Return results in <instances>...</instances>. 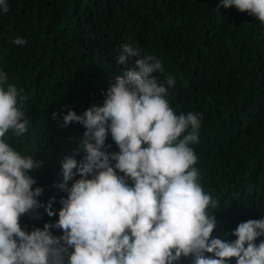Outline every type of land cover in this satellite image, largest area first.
Returning <instances> with one entry per match:
<instances>
[{"label":"trees","instance_id":"1","mask_svg":"<svg viewBox=\"0 0 264 264\" xmlns=\"http://www.w3.org/2000/svg\"><path fill=\"white\" fill-rule=\"evenodd\" d=\"M7 3V13L0 9V71L8 75L7 84L24 90L26 99L19 104L28 130L19 138L9 131L6 141L21 155L43 161L29 173L37 181L33 190L44 189L37 199L46 205L55 197L56 215L49 217L43 207L40 219L25 214L24 230L58 220L60 199L67 197L58 187L62 161L72 157L79 166L85 154L77 153V138L86 130L78 123L62 128L59 122L69 110L81 115L103 105L108 86L134 64L118 63L122 44L139 48L141 56H156L164 72L153 75L161 82L175 79L165 98L176 115L201 117L198 142L189 147L197 156L199 183L219 201L209 208L218 221L213 235L232 241L239 223L264 218V25L256 17L225 8L222 0ZM17 37L26 43L14 44ZM107 145L109 153L120 151L110 133ZM261 240L264 236L256 243ZM178 264H193V258L182 257ZM230 264H236L234 258Z\"/></svg>","mask_w":264,"mask_h":264},{"label":"clouds","instance_id":"2","mask_svg":"<svg viewBox=\"0 0 264 264\" xmlns=\"http://www.w3.org/2000/svg\"><path fill=\"white\" fill-rule=\"evenodd\" d=\"M222 6L264 25V0H222ZM0 9L9 11L7 0H0ZM117 51L119 64H134L108 86L103 105L81 115L69 110L59 122L62 128L83 125L76 151L85 155L79 166L72 157L62 161L58 187L67 197L60 199L59 218L31 232L22 228L21 217L31 212L40 219L41 207L55 216V197L46 205L37 199L44 189L33 190L37 181L29 173L43 161L21 155L6 141L9 131L19 138L28 130L19 104L26 96L0 71V264H178L182 257H192L193 264H230L233 258L236 264H264V240L256 243L264 236V218L239 223L235 240L213 235L218 221L209 208L219 201L204 192L189 147L198 142L201 117L176 115L169 106L165 97L175 79L161 82L153 75L164 72L156 56H141L130 44ZM109 133L119 152L106 150ZM53 228L63 234L53 235Z\"/></svg>","mask_w":264,"mask_h":264}]
</instances>
